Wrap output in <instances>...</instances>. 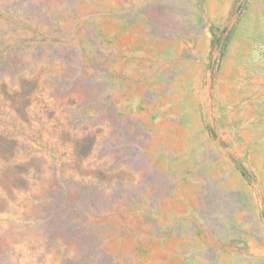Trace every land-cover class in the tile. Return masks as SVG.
Instances as JSON below:
<instances>
[{"label": "rangeland", "instance_id": "1", "mask_svg": "<svg viewBox=\"0 0 264 264\" xmlns=\"http://www.w3.org/2000/svg\"><path fill=\"white\" fill-rule=\"evenodd\" d=\"M0 264H264V0H0Z\"/></svg>", "mask_w": 264, "mask_h": 264}]
</instances>
